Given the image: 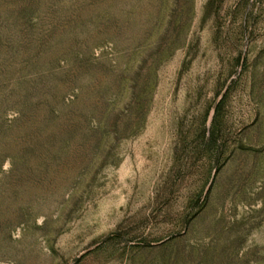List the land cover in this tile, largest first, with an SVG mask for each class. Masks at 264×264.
<instances>
[{"label":"rangeland","instance_id":"obj_1","mask_svg":"<svg viewBox=\"0 0 264 264\" xmlns=\"http://www.w3.org/2000/svg\"><path fill=\"white\" fill-rule=\"evenodd\" d=\"M0 264H264V0H0Z\"/></svg>","mask_w":264,"mask_h":264}]
</instances>
